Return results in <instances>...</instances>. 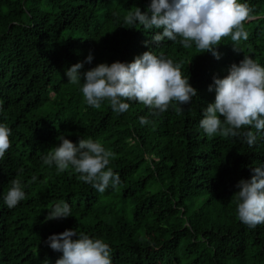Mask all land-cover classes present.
Listing matches in <instances>:
<instances>
[{
  "label": "trees",
  "instance_id": "obj_1",
  "mask_svg": "<svg viewBox=\"0 0 264 264\" xmlns=\"http://www.w3.org/2000/svg\"><path fill=\"white\" fill-rule=\"evenodd\" d=\"M238 2L256 19L245 22L249 38L239 53L231 37L222 38L218 60L195 42L187 49L179 38L157 44L163 29L125 23L135 7L148 13L151 0H0V124L12 130L0 159V264H56L63 253L46 242L65 230L103 239L113 264H264V224L251 229L239 221L235 197L239 181L264 165V133L250 147L242 137H209L200 127L203 109L215 102L214 77L227 76L244 56L264 67V0ZM148 51L182 63L198 92L190 104L174 101L153 114L129 102L118 114L107 100L99 109L86 103L84 72ZM80 62L81 82L71 84L66 70ZM59 136L77 146L91 138L112 151L118 190L101 194L74 169L57 174L55 164L46 165ZM18 177L26 198L9 209L4 195ZM61 201L72 216L47 220Z\"/></svg>",
  "mask_w": 264,
  "mask_h": 264
},
{
  "label": "clouds",
  "instance_id": "obj_2",
  "mask_svg": "<svg viewBox=\"0 0 264 264\" xmlns=\"http://www.w3.org/2000/svg\"><path fill=\"white\" fill-rule=\"evenodd\" d=\"M254 9L238 0H151L148 13L135 7L125 17V23L137 22L146 30L163 29L154 41L159 44L165 39L178 41L184 48L195 42L198 50L211 53L220 59L217 51L224 37H231L234 51L239 50L241 40L247 41L248 31L244 24L256 19ZM150 13V14H149ZM89 54L86 63H91ZM85 62L76 63L66 70L71 84L81 82V69ZM182 63L157 56L152 51L137 56L131 63H101L83 73L82 93L86 103L99 109L107 100L115 113L127 112L129 102H139L153 110V114L164 113L173 102L186 105L198 95L190 79L183 76ZM215 91V102L203 109L200 127L209 137H242L251 147L256 143L257 133H264V67L248 56L233 64L224 78L214 77L209 92ZM128 101V102H126ZM182 112L183 108H176ZM0 111H3L0 102ZM223 117V119H221ZM146 117L140 118L147 124ZM254 128L256 131L244 129ZM12 130L0 124V159L11 148ZM59 146L53 147L44 157L46 165L55 164L57 174L74 169L77 179L90 184L103 194L110 186L118 190L121 184L119 174L114 173L110 161L115 154L99 141L80 139L78 146L64 136H59ZM23 172V169H20ZM250 180H240L235 194L238 199V219L248 228L255 229L264 224V165L254 167ZM33 181L36 179L32 178ZM26 198L19 177L11 181V187L4 195L9 209L15 208ZM72 216L71 206L66 202L56 203L47 220L66 219ZM78 237V239H73ZM48 246L63 255L56 264H113L112 249L103 239L91 238L84 232L65 230L50 236Z\"/></svg>",
  "mask_w": 264,
  "mask_h": 264
}]
</instances>
